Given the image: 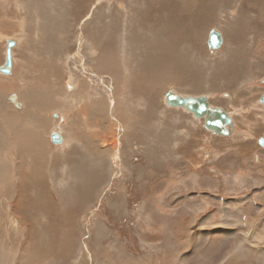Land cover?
Instances as JSON below:
<instances>
[{
  "label": "rangeland",
  "instance_id": "374dc122",
  "mask_svg": "<svg viewBox=\"0 0 264 264\" xmlns=\"http://www.w3.org/2000/svg\"><path fill=\"white\" fill-rule=\"evenodd\" d=\"M7 38L0 131L19 152L0 148V264H264V0H0V65ZM24 87L37 122L17 128L47 155L11 139ZM170 89L208 95L234 133L168 106Z\"/></svg>",
  "mask_w": 264,
  "mask_h": 264
},
{
  "label": "water",
  "instance_id": "95a60500",
  "mask_svg": "<svg viewBox=\"0 0 264 264\" xmlns=\"http://www.w3.org/2000/svg\"><path fill=\"white\" fill-rule=\"evenodd\" d=\"M17 42L18 40L15 38H10L9 41H7V48L5 50L6 59L0 68L3 73H10L13 70L14 56L12 52ZM223 43V33L219 30L212 29L208 38V47L210 51H217ZM12 98L15 99V95H13ZM164 98L168 106L183 108L191 112L195 118L203 119L204 127L214 134L227 137L234 133V117L223 107L212 104L206 95H185L170 89L166 92ZM260 103L264 104V92L260 97ZM18 106H20L19 103ZM54 132L57 131L52 130V133ZM58 134L59 133H54L51 136V141L55 144L63 142L62 135L60 134V136ZM259 143L264 147V137L259 139Z\"/></svg>",
  "mask_w": 264,
  "mask_h": 264
},
{
  "label": "bare ground",
  "instance_id": "6f19581e",
  "mask_svg": "<svg viewBox=\"0 0 264 264\" xmlns=\"http://www.w3.org/2000/svg\"><path fill=\"white\" fill-rule=\"evenodd\" d=\"M7 12V11H6ZM2 15H4V14H2ZM11 15V14H10ZM6 17H7V15H6ZM8 17H10V16H8ZM13 17V16H12ZM36 21H37V18H36ZM8 40V38L6 39V41ZM9 41V40H8ZM19 42V41H18ZM7 43V42H6ZM264 46V45H263ZM15 48H17V47H15ZM49 50V49H48ZM34 51V50H33ZM12 54L13 55H15L14 54V52H12ZM32 56V55H31ZM104 55H102L101 57H103ZM100 57V58H101ZM110 59V58H109ZM108 59V57L107 56H105L103 59H101V60H103L107 65L111 62V60H109ZM101 62V61H100ZM16 63V62H15ZM102 63V62H101ZM1 66L2 65H0V68H1ZM19 66V65H18ZM110 66H112V65H110ZM116 66V65H115ZM20 67V66H19ZM159 67V66H158ZM15 68V67H14ZM34 68V67H33ZM43 71V70H42ZM89 71V70H88ZM0 73H3L1 70H0ZM4 74V73H3ZM5 74H7V75H9V74H14V71L12 70L10 73H5ZM9 77V76H8ZM15 77H17L16 75H15ZM103 77V76H102ZM96 79H98V78H96ZM8 80V79H7ZM11 80V79H10ZM10 80H8V81H10ZM104 80V79H103ZM110 80V79H109ZM162 81V80H161ZM14 83V81L12 80L9 84H8V86H11L12 84ZM17 83V82H16ZM23 84V83H22ZM27 84V83H26ZM19 85V84H18ZM25 86V85H24ZM27 86V85H26ZM72 87V86H71ZM29 88V87H28ZM27 87H24L23 89H21V93H20V96L18 95V94H16V93H13V94H11V95H9L8 97V100L9 101H11L13 104H14V109H15V107L17 108V109H20V110H18V111H16L15 110V113L13 112L12 114H11V117H12V119L14 120V126L12 127V137H11V139L12 140H15L16 142L17 141H22L23 142V148H24V150H25V152L27 153V155H29L30 157H34V154H35V156L37 157V154L38 155H41V154H46V151L45 152H42V150H41V147H40V145H39V143H38V140H36L35 138H34V136H31V132H30V129H28V130H26V129H24L23 127L22 128H17L18 126L20 127L21 126V124L22 123H29V122H33L34 123V125H35V118H36V111L34 110V107L35 106H37V104H36V101H35V97H34V94H33V92H32V90H30V89H28ZM35 90V89H34ZM24 93H26L27 95H25ZM10 94V93H9ZM13 95H15V99H13L12 98V96ZM23 97L24 98H27L28 99V102H26V101H24L23 100ZM208 97V96H207ZM46 98V97H45ZM22 100V101H21ZM86 101V100H85ZM23 102V103H22ZM18 103L20 104V106H18ZM40 103V102H39ZM139 103V102H138ZM40 104H42V103H40ZM7 105V104H6ZM214 105H216V104H214ZM13 107V106H12ZM37 107H39V106H37ZM36 107V108H37ZM100 108H102V106L100 107ZM176 108H178V107H176ZM261 108V107H260ZM2 109V108H1ZM181 109H183V108H181ZM184 111H186V112H188V113H190V114H192L191 112H189V111H187V110H185V109H183ZM20 111H21V113H20ZM99 113V112H98ZM182 113V112H181ZM100 115V114H99ZM188 115V114H187ZM186 115V116H187ZM193 115V114H192ZM192 117H194V116H192ZM15 118V119H14ZM195 118V117H194ZM41 119H43V118H41ZM60 119L62 120V119H64V116L63 117H60ZM197 119V118H196ZM203 120V119H202ZM15 121H16V125H15ZM177 121V120H176ZM37 122V121H36ZM12 124V123H11ZM37 124V123H36ZM236 125V124H235ZM235 128V127H234ZM25 130V131H23L21 134H20V131L21 130ZM116 130V129H115ZM207 130V129H206ZM208 131H210V130H208ZM210 132H212V131H210ZM14 133V134H13ZM62 133V132H61ZM213 133V132H212ZM214 134V133H213ZM14 135V136H13ZM58 135H60V133L58 134ZM215 135H217V134H215ZM61 136V135H60ZM221 136V135H220ZM63 137V136H62ZM225 137V136H224ZM61 138V137H60ZM6 138H5V135H4V132L3 133H1V131H0V148L2 149V155H3V157H4V155H8V148H11V150H13L15 153H17V152H19V150H14L13 148H12V146H13V144L12 145H9V144H7L6 143ZM64 139H65V136H64ZM116 139H117V137H116ZM67 140V139H66ZM64 143V142H63ZM119 143L120 142H118V145H119ZM102 144L104 145V146H108V148L110 147L109 146V144H107V142H102ZM62 145V144H61ZM117 145V146H118ZM117 146H115V147H117ZM5 147V148H4ZM4 148V149H3ZM17 148L18 149H21V147L20 146H17ZM25 154V153H24ZM47 155V154H46ZM41 157V156H40ZM42 161H44V162H46V158H44L43 157V160ZM116 161V160H115ZM14 162H17V161H15L14 160ZM6 163V160H5V158L3 159V164L2 165H0V169H5L7 166L6 165H4ZM23 169H25V170H28L27 172L25 171V170H23L22 171V177L24 178V179H29V176H30V172H29V169H30V166L29 165H26V164H23ZM233 171V170H232ZM31 177H32V172H31ZM249 177V176H248ZM1 178H3V177H1ZM20 178V177H19ZM237 178V177H236ZM2 186V185H1ZM4 186V185H3ZM21 188V187H20ZM5 193V192H4ZM6 194V193H5ZM16 206V205H15ZM229 211V210H228ZM229 220V219H228ZM233 220V219H232ZM232 222V221H231ZM223 223V222H222ZM257 238V237H256ZM258 239V238H257ZM257 239H255L254 238V240L256 241ZM257 241H259V239L257 240ZM190 242V241H189ZM261 242H263L264 243V241H261ZM256 243H258V242H256ZM44 253V252H43ZM239 253V251L237 252V253H235L236 255ZM240 253H241V249H240ZM225 259V258H224ZM223 259V260H224ZM167 260V259H166ZM225 261V260H224ZM223 261V262H224ZM221 264V263H220ZM225 264V263H224Z\"/></svg>",
  "mask_w": 264,
  "mask_h": 264
},
{
  "label": "crops",
  "instance_id": "0c3cea01",
  "mask_svg": "<svg viewBox=\"0 0 264 264\" xmlns=\"http://www.w3.org/2000/svg\"><path fill=\"white\" fill-rule=\"evenodd\" d=\"M12 16L14 17V12L12 13ZM8 18V16L6 17V16H4L3 17V19H7ZM107 65V64H106ZM166 94V93H165ZM206 95V94H205ZM225 96H226V94H224ZM206 96H208V95H206ZM208 98H209V96H208ZM210 100V99H209ZM211 102V101H210ZM220 106V105H219ZM101 110H102V108H100ZM189 114V116L192 118V119H196V118H194V117H192L193 115L192 114H190V113H188ZM141 120H143V118H140ZM115 120V119H114ZM197 120V119H196ZM204 122V121H203ZM178 129H180L181 131H183V134H185L186 133V130H184V129H181L180 127H178ZM63 137H64V135H62ZM187 137H189L191 140H195V139H197V136L195 135V134H193V133H190L189 135L187 134L186 135ZM224 137V136H223ZM162 139H164V137H162ZM66 140V139H65ZM179 142V141H178ZM177 142V143H178ZM173 145H175V143H172V144H169V145H167V146H171L170 148H169V150H171V149H176L177 147H178V145L176 146V147H173ZM99 146H100V151L101 152H104V150H108V152L110 153L111 152V150H112V147H109L108 148V146H104L103 144H102V141H100L99 142ZM86 147V148H85ZM102 147H104V149L102 148ZM106 147V148H105ZM83 149H89V150H91V148H90V146L89 145H85V146H83L82 147ZM117 147H114V149H113V151H112V153L110 154V155H113L114 154V152H116L117 150H115ZM92 149H93V147H92ZM177 152H178V154H180L181 153V148H177ZM116 169V168H115Z\"/></svg>",
  "mask_w": 264,
  "mask_h": 264
}]
</instances>
